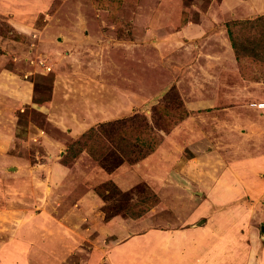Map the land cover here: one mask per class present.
Here are the masks:
<instances>
[{"label": "rangeland", "instance_id": "374dc122", "mask_svg": "<svg viewBox=\"0 0 264 264\" xmlns=\"http://www.w3.org/2000/svg\"><path fill=\"white\" fill-rule=\"evenodd\" d=\"M31 1L41 19L32 27L44 25L42 34L16 32L0 17V72L13 73H0V264H264V63L251 55L227 61L218 35L227 21L262 15L264 0ZM201 21L209 32H179ZM250 36L258 43L259 30ZM85 87L112 110L126 102L113 120L133 130L122 134L129 139L116 134L102 161L84 150L63 163L82 131L69 136L70 126L92 123L70 118L86 111L75 97ZM163 107L170 119L187 115L170 127ZM120 124L108 126L116 133ZM85 194L97 195L101 208L79 202ZM200 208L217 226L233 227L208 234L204 216L192 213ZM90 209L100 220L85 216ZM57 223L64 229H41ZM99 224L111 233L87 229ZM152 226L161 237L140 235Z\"/></svg>", "mask_w": 264, "mask_h": 264}, {"label": "crops", "instance_id": "0c3cea01", "mask_svg": "<svg viewBox=\"0 0 264 264\" xmlns=\"http://www.w3.org/2000/svg\"><path fill=\"white\" fill-rule=\"evenodd\" d=\"M261 7V6H260ZM35 10H40V7L39 6H37V5H32V1L31 0H0V17L2 16H4L5 17V20H6V22H8L10 25H12L13 26V28L17 31V32H19V33H21V34H24V35H26V36H28L29 34H31V33H33L34 31V34H36V36H37V34H42L43 33V31H44V29H43V27H44V25L42 26V28H38V30L37 29H35V28H33L32 26H34L35 25V23L37 22V23H39L40 24V22H41V19L39 18V19H37V17H35V15L37 16V12L36 11H34V9ZM34 11V12H33ZM32 12H33V14H32ZM38 13H40V12H38ZM264 13V12H263ZM40 15V14H39ZM44 20V19H43ZM225 20V19H224ZM43 22V21H42ZM196 28H190L189 26H187V25H185L181 30H179V32L180 31H182L183 32V34H185V33H188V32H193V31H195L196 32V36L198 35V36H200L203 32H209L210 31V28H209V24L208 23H206V24H204V22L203 21H201V23L198 25L197 24V26H195ZM218 35H220V43H219V48H221L222 49V51H223V54H222V56L224 57V58H226L227 57V61L228 60H234L235 59V61H236V58H235V53H234V51H233V48H232V46H231V43H230V40H229V37H228V35H227V31H226V28H225V24L224 25H222V28H220V31H219V33H218ZM184 36H186V35H184ZM195 36V37H196ZM209 38H211V37H209ZM215 39H216V37H214V38H211V39H208V41L207 42H213V43H215L216 41H215ZM219 51H220V49H219ZM2 55V54H1ZM0 55V56H1ZM4 55V54H3ZM17 60H18V58H17ZM224 72V69H221L220 70V72ZM228 72V71H227ZM0 73H4V76H3V78L4 79H6V77L7 76H5V74L6 75H8L9 76V74H13L12 72H10V71H8V70H3L2 72H0ZM9 73V74H8ZM230 73V72H229ZM5 81V80H4ZM3 81V84L5 85V86H7L8 87V85L9 84H11L13 81L12 80H7V82L5 81L4 82ZM99 84H101V83H99ZM97 86V85H96ZM97 88H98V86H97ZM80 95H77V96H75L76 98L78 97L79 99H80V96L81 97H83V106H86V108H85V110L86 111H84V115H82V114H73L72 116H75V117H73L72 118V116H70V118H71V120L72 121H79L80 120V118L81 117H83V121L86 119V120H88V119H90L91 121H92V123L91 124H89V125H80V126H70V128H71V134L69 135V136H71L74 132H75V130H82L81 132H83V131H85L88 127H90L91 125H93V124H95V123H98V122H101V121H105V120H111V119H114V118H118V117H122V113L123 112H125V111H127V110H125V108H126V102H119V101H117V104L114 106V107H116V108H114V110H112V107H113V102H109V103H106V100H103V101H101V102H98V103H96V102H94L93 100L91 101V98H92V95H93V93H94V91H93V89H87V87H85V88H81L80 89V92H78ZM135 99H134V101H139V97H134ZM74 99V98H73ZM133 100V99H132ZM140 100H141V97H140ZM90 102H91V104H90ZM78 103V102H77ZM103 104V105H102ZM105 104L108 106V107H106L105 106ZM91 106V107H90ZM99 106H102V107H106V108H103V110L101 111V112H98V110H99V108L96 110V107H99ZM44 107V109H47L48 108V105H44L43 106ZM48 112V111H47ZM105 112H107V117H104L105 116ZM111 113H114L115 115H117V116H115V115H113V117H111ZM109 115V116H108ZM48 118H50V120L51 121H54V122H57L58 123V119H56L54 116H49L48 115ZM57 120V121H56ZM73 123V122H72ZM59 126V125H58ZM65 127V126H64ZM60 128L61 129H63L61 126H60ZM64 130V129H63ZM3 130H1L0 129V143H2V138L4 137V132H2ZM81 132L79 133V135L81 134ZM66 147V146H65ZM206 151V152H205ZM62 152V151H61ZM64 153H65V150L63 151ZM209 152V151H208ZM211 152V151H210ZM201 153H203L204 155V157H205V159H207V150H204V151H202ZM263 156H264V154H263ZM249 159V158H248ZM248 159H247V163H248V165H249V161H248ZM181 160V159H180ZM192 161H193V158L191 157V158H189V160H188V162H189V164L191 165V163H192ZM256 161V160H255ZM255 161H253V162H255ZM202 164H205V163H202ZM185 166H186V168H188L189 167V165H187V164H184ZM236 165L237 164H234V165H232L231 167H236ZM192 167V166H191ZM196 169V168H195ZM230 167H226L225 169H223V170H227V175H229V176H231L230 175V173H232L231 171H230ZM197 170V169H196ZM212 170V172L214 173L215 171L213 170V169H211ZM215 170H217V168H215ZM232 170V169H231ZM236 170V168L235 169H233V171H235ZM234 173V172H233ZM214 174H216V172L214 173ZM214 174L212 175V176H214ZM256 174H258V171L257 170H254V173H253V175H256ZM196 175H198V174H196ZM252 174L250 175V173L248 172L247 173V177H248V181H249V183H253V185L255 184V188L254 187H252L251 189H253V190H259L260 192H261V187L263 186V185H261V182L259 181V179H256L254 176H253ZM228 176V177H229ZM261 178V177H260ZM203 192V191H202ZM251 192V191H250ZM88 200H91L90 202H93V204H95L94 206H96V203L97 204H99V206H100V208H101V201H100V198L97 196V195H95V194H85L84 196H82L81 197V200L79 201V202H83V203H85L86 201H88ZM95 200V201H94ZM89 204V203H88ZM92 204V205H93ZM91 205L89 204V207L88 208H92V207H90ZM103 212V211H102ZM198 213L200 216H204V218H205V220L204 219H199V221H202L203 222V220H204V223H207L208 224V226L210 225V228L209 229H207L206 227H204V229H202V230H207V233L208 234H210V233H213V234H215L214 233V229H216L215 231H216V233H217V230L218 229H222V227L224 226V224L226 225V226H228V224H226V223H223V225H222V227H220L219 225L217 226V222L212 218V219H210L211 221H209V219H208V216H207V214H208V212H209V209H206V208H200V209H196V210H194L192 213L194 214V213ZM86 214H85V216L86 217H88V218H91L92 217V219L93 220H95V221H98V220H100V218H99V216H98V214H95L93 211H92V209H90L88 212H85ZM206 213V214H205ZM198 214H196V216L198 215ZM233 216L235 215V214H232ZM192 215H190L189 217H191ZM194 216V215H193ZM192 216V217H193ZM218 216V215H217ZM217 216H215V217H217ZM188 217V218H189ZM191 217V218H192ZM198 220V219H197ZM110 223L112 222V220H110L109 221ZM198 221H196L194 224H191L190 225V228L188 229V230H192V229H197V227H200L201 225H196V223H197ZM23 223V224H22ZM21 224L22 225H24L25 224V220L24 221H22L21 222ZM20 224V225H21ZM92 224V223H91ZM214 225H215V227H214ZM25 226V228L24 229H28L27 228V224H25L24 225ZM89 226V225H88ZM74 227L76 228V229H82V227H84V225L83 226H81L79 223H76L75 225H74ZM117 227V226H116ZM153 228H150V229H147V228H145V229H141L140 231H141V234L140 235H145V237H148L149 236V234H153L154 232H156L157 234L156 235H158L159 233L160 234H162V232H159V229L158 228H155V226H152ZM231 227H233V225H229L228 226V228L227 229H229V228H231ZM89 228H92V229H103V230H105L104 231V233L105 234H109V233H111V229H109V228H107V227H104V225H93V226H91V227H88L87 229H89ZM41 229H64V226H61L60 224H55V225H45L44 227H41ZM117 229H119V226L117 227ZM157 229V230H156ZM185 229H187V228H185ZM117 234H120V233H122V229H119V230H117V231H115ZM187 234H189V233H187ZM221 235H222V233H221ZM159 237H161L160 235H158ZM140 237H142V236H140ZM158 237V238H159ZM221 238V237H220ZM162 240V239H161ZM163 241V240H162ZM188 256H189V253H188Z\"/></svg>", "mask_w": 264, "mask_h": 264}, {"label": "trees", "instance_id": "16d2710c", "mask_svg": "<svg viewBox=\"0 0 264 264\" xmlns=\"http://www.w3.org/2000/svg\"><path fill=\"white\" fill-rule=\"evenodd\" d=\"M93 3L96 5L95 2ZM263 24H264V13L262 15L253 17L251 19H241V20H234V21L226 22L227 34H228V37H229L231 46L233 48V51L235 53V58L237 61L240 62L241 57L244 58V57H248L249 55H251L261 60L262 63H264V26ZM256 28L257 30H259V37L257 38L258 43H256L255 40L252 38V36H250L251 32L253 30H256ZM19 35L22 36L21 34ZM251 40L254 42V44L250 46L251 48H249L248 44ZM160 111L167 120H171L169 121L170 127H174L175 123H177L179 119L182 120L187 115V111L186 109H184L181 112H176L177 116L174 119H170V116L172 115V112H173L171 111V109H167L163 107ZM114 122L122 123L119 125V128L117 129L116 133L111 132V129L109 128V126L113 124ZM125 122L126 121H123L121 119H115V120L111 119V120L101 121V122L91 125L85 131H83L77 139L71 141L66 146L65 154L62 157V159L65 161L63 163H67L68 161L70 162L71 159H74L75 157H77L84 150L94 160L98 162L102 161V158L106 156V147L108 146V143L111 140H113V137L117 138L115 136L116 134H120L121 138L126 137L127 139H129V137H127L126 135H122V134L123 132H127V133L131 132L133 128L131 127V129H128L124 125ZM135 140H136L135 144L141 143L138 137L135 138ZM157 145H158V142L155 141L154 137L150 138V141L148 142L149 149L154 150ZM103 163H106L105 159L103 160ZM113 168L114 167H111L109 165L107 169H113ZM105 185L108 186L110 190L115 192L114 189L117 186L111 180L107 181ZM103 193L104 192L100 188L99 189L97 188V194L99 196H103ZM126 193L122 192L121 194L128 196V194ZM135 205H137L136 207L138 209L139 204L136 203ZM145 210L146 209L144 208H140L139 210L128 209L127 215H129L130 218L134 219L138 217L139 215H141L140 213H142V211H145ZM112 215L114 214H111V215L105 214V218L109 219Z\"/></svg>", "mask_w": 264, "mask_h": 264}, {"label": "clouds", "instance_id": "9594fccd", "mask_svg": "<svg viewBox=\"0 0 264 264\" xmlns=\"http://www.w3.org/2000/svg\"><path fill=\"white\" fill-rule=\"evenodd\" d=\"M227 31V30H226Z\"/></svg>", "mask_w": 264, "mask_h": 264}]
</instances>
